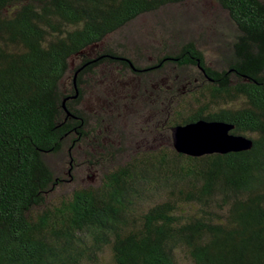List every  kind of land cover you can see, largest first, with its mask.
<instances>
[{"label": "trees", "instance_id": "1", "mask_svg": "<svg viewBox=\"0 0 264 264\" xmlns=\"http://www.w3.org/2000/svg\"><path fill=\"white\" fill-rule=\"evenodd\" d=\"M185 1L0 0V264H264V0H218L235 26L221 69L192 41L145 67L112 47L85 53L140 15ZM104 63L137 79L197 67L202 83L175 106L174 125L227 122L251 147L138 151L97 186L50 201L63 181L46 156L87 134L81 84ZM111 142L96 145L112 155Z\"/></svg>", "mask_w": 264, "mask_h": 264}, {"label": "rangeland", "instance_id": "2", "mask_svg": "<svg viewBox=\"0 0 264 264\" xmlns=\"http://www.w3.org/2000/svg\"><path fill=\"white\" fill-rule=\"evenodd\" d=\"M234 27L218 0H187L140 15L85 53L93 55L112 47L145 67L158 64L164 53H175L184 42L192 41L202 50L210 67L221 69L225 67L223 59L228 56ZM80 57L81 54L77 55L72 63H78ZM83 79L80 108L88 117L89 134L76 146L65 143L62 151L46 156L55 177L63 181L47 194L50 201L61 200L75 186H97L114 163L129 161L138 151L171 147L170 123L175 106L193 100L196 84L202 83L197 67L176 64L137 79L123 66L104 63L94 75H85ZM71 80L69 73L65 80L67 90ZM97 116L105 121H96ZM101 134L103 139L98 137ZM98 138L106 148L107 142L113 141L112 155L96 145Z\"/></svg>", "mask_w": 264, "mask_h": 264}, {"label": "water", "instance_id": "3", "mask_svg": "<svg viewBox=\"0 0 264 264\" xmlns=\"http://www.w3.org/2000/svg\"><path fill=\"white\" fill-rule=\"evenodd\" d=\"M232 128L233 125L227 122L203 119L177 125L173 129L174 148L194 157L249 149L252 141L231 133Z\"/></svg>", "mask_w": 264, "mask_h": 264}, {"label": "flooded vegetation", "instance_id": "4", "mask_svg": "<svg viewBox=\"0 0 264 264\" xmlns=\"http://www.w3.org/2000/svg\"><path fill=\"white\" fill-rule=\"evenodd\" d=\"M142 91H143V93L145 92L144 91V89H142ZM160 96H163V94L161 93L160 94ZM168 96H169V94H168ZM155 97H156V99L158 100V98H159V95H158V93L155 91ZM167 103V102H166ZM165 103V104H166ZM174 107V106H173ZM162 109V108H161ZM87 117V116H86ZM96 121H98V120H102L103 122L105 121L104 119H101L100 117H98V118H96L95 119ZM173 120H175V119H173ZM88 124H89V122H88ZM186 124V123H185ZM90 125V124H89ZM171 125H174V122L172 121L171 123H170V130H171V134H172V144H173V129L175 128V125L174 126H171ZM89 128H90V126H88L87 125V127H86V131H87V134L84 136V138L89 134ZM93 129V131H94V127L92 126L91 127V130ZM98 137H100V135L98 136ZM84 138H81L82 140L84 139ZM173 146H174V144H173Z\"/></svg>", "mask_w": 264, "mask_h": 264}]
</instances>
